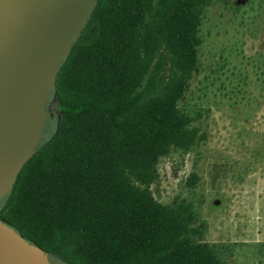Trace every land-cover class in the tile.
<instances>
[{
  "label": "trees",
  "instance_id": "16d2710c",
  "mask_svg": "<svg viewBox=\"0 0 264 264\" xmlns=\"http://www.w3.org/2000/svg\"><path fill=\"white\" fill-rule=\"evenodd\" d=\"M209 4L97 1L58 70L44 137L0 200L1 221L67 264H221L192 206L162 204L150 189L162 158L206 140L179 104Z\"/></svg>",
  "mask_w": 264,
  "mask_h": 264
},
{
  "label": "rangeland",
  "instance_id": "374dc122",
  "mask_svg": "<svg viewBox=\"0 0 264 264\" xmlns=\"http://www.w3.org/2000/svg\"><path fill=\"white\" fill-rule=\"evenodd\" d=\"M199 35L179 105L206 140L162 158L150 189L162 204L192 206L221 264H264V0H210Z\"/></svg>",
  "mask_w": 264,
  "mask_h": 264
},
{
  "label": "water",
  "instance_id": "95a60500",
  "mask_svg": "<svg viewBox=\"0 0 264 264\" xmlns=\"http://www.w3.org/2000/svg\"><path fill=\"white\" fill-rule=\"evenodd\" d=\"M98 0H0V200L42 139L61 63ZM0 264H52L0 220Z\"/></svg>",
  "mask_w": 264,
  "mask_h": 264
},
{
  "label": "flooded vegetation",
  "instance_id": "af4514ba",
  "mask_svg": "<svg viewBox=\"0 0 264 264\" xmlns=\"http://www.w3.org/2000/svg\"><path fill=\"white\" fill-rule=\"evenodd\" d=\"M50 258H51V256H50ZM49 258V260H50V262L52 263V260ZM58 260H59V263L60 264H67L66 262H64V260H61V259H59V258H57ZM53 264V263H52Z\"/></svg>",
  "mask_w": 264,
  "mask_h": 264
}]
</instances>
